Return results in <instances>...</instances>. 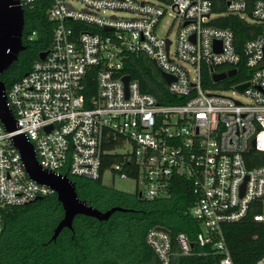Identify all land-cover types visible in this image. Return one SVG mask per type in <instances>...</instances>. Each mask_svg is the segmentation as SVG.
<instances>
[{"label": "built area", "instance_id": "built-area-1", "mask_svg": "<svg viewBox=\"0 0 264 264\" xmlns=\"http://www.w3.org/2000/svg\"><path fill=\"white\" fill-rule=\"evenodd\" d=\"M36 1L19 3L25 8ZM78 1L81 7L52 0L48 15L55 25L47 54L6 87L18 127L8 130L0 117V239L8 207L56 193L29 174L17 134L32 142L44 169L72 179L102 175L113 134L121 137L119 146L130 143L133 149L111 169L137 178L144 186L136 190L141 196L167 195L176 175L191 179L196 195L191 212L202 225L198 242L213 243L221 264H233L223 223L244 218L252 207L260 209L252 212L254 219L264 220V161L256 152L264 151V0ZM169 10L178 19L174 38L159 30ZM218 14L260 23L262 32L239 47L231 27L211 23ZM134 54H144L173 77L168 81L162 74L164 101L125 72ZM204 64L219 67L214 73L232 68L237 73L244 64L248 76L221 87H235L247 100L205 87ZM92 80L95 90L87 94ZM244 82L249 84L238 88ZM147 241L161 264L198 252L184 230L174 235L154 226ZM255 264H264V257Z\"/></svg>", "mask_w": 264, "mask_h": 264}, {"label": "trees", "instance_id": "trees-1", "mask_svg": "<svg viewBox=\"0 0 264 264\" xmlns=\"http://www.w3.org/2000/svg\"><path fill=\"white\" fill-rule=\"evenodd\" d=\"M52 0H37L25 7L23 49L17 60L1 73L7 86L24 75L38 58L39 52L50 47L55 22L49 18ZM225 7V6H224ZM211 23L231 27L235 31L237 45L262 32L263 25L249 23L239 15L218 14ZM36 31L32 40L28 34ZM144 54H134L126 62L125 72L137 78L144 91L156 94L164 101L167 84L161 71ZM219 67L204 64L202 81L205 87H221L227 81L241 80L248 76L244 64L237 66L233 76L214 82V70ZM162 75V74H161ZM87 94L95 90V80ZM106 142L102 175L97 178L73 177L79 196L102 209L122 205L132 210H119L106 220L79 214L74 229L65 227L56 239H52L54 227L64 214L56 193L43 195L25 204L10 206L4 214V231L0 239V264H161L153 247L147 241L151 227L163 225L175 235L184 230L195 242L191 255L172 257L171 264H221L222 253L213 243L200 245L197 239L202 225L191 212L196 195L192 181L187 176L173 177L167 195L147 199L139 192H127L103 184L102 176L115 162L122 160L117 151L121 137ZM115 150V151H113ZM264 161V151H256ZM135 172H131V175ZM251 212L237 221L223 223V231L233 264H255L264 257V220L254 219Z\"/></svg>", "mask_w": 264, "mask_h": 264}, {"label": "water", "instance_id": "water-1", "mask_svg": "<svg viewBox=\"0 0 264 264\" xmlns=\"http://www.w3.org/2000/svg\"><path fill=\"white\" fill-rule=\"evenodd\" d=\"M24 26L25 8L19 3V0H0V117L8 130L17 129L18 125L11 108L7 104V84L1 78V73L17 60L20 52L26 48L23 42ZM47 52L48 50L40 51L39 56L43 58ZM235 73V68L229 71L215 72L213 79L219 81ZM162 74L168 81L173 79L167 72H162ZM123 80L128 91L130 75H124ZM248 84L249 82L241 83L238 88L243 89ZM15 141L21 149L29 174L40 182L50 184L55 189L58 200L62 203L64 214L54 227L52 239H56L65 227L74 229L75 217L79 214L93 216L103 221L109 219L116 211L132 210V208L122 205H113L107 209H102L90 204L86 199L79 196L76 182L71 177L46 170L41 166L32 142L24 134H17ZM139 194L141 195V192ZM39 197L41 196L35 199ZM158 227L170 231L166 226L159 225Z\"/></svg>", "mask_w": 264, "mask_h": 264}, {"label": "rangeland", "instance_id": "rangeland-1", "mask_svg": "<svg viewBox=\"0 0 264 264\" xmlns=\"http://www.w3.org/2000/svg\"><path fill=\"white\" fill-rule=\"evenodd\" d=\"M72 1L77 7H81L82 3L78 0H70ZM114 12L111 9H108L106 13L110 14ZM118 15L121 16H133V13L128 10H118L116 11ZM216 16V15H214ZM178 19L175 17V14L173 11L169 10L165 17L162 19L161 25L159 27V30H161L163 33H168L172 38L175 36L176 26H177ZM155 66V64H153ZM162 73H158V76L161 77ZM218 92L226 93L234 95L241 100H247V97L241 93L240 91L236 90L235 87L231 86H225V87H215ZM133 149V146L130 143H127L125 145L117 147V151L121 153H129ZM103 184L107 186H112L117 189L127 191V192H136L137 189L143 188V184L134 177H122L120 174L113 170V169H107L103 176H102ZM78 216L75 217V220H77Z\"/></svg>", "mask_w": 264, "mask_h": 264}]
</instances>
